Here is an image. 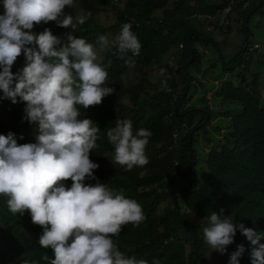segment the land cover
Masks as SVG:
<instances>
[{
    "label": "trees",
    "instance_id": "1",
    "mask_svg": "<svg viewBox=\"0 0 264 264\" xmlns=\"http://www.w3.org/2000/svg\"><path fill=\"white\" fill-rule=\"evenodd\" d=\"M97 1L116 13V25L101 27L94 20L96 9L91 2L74 0V7L65 8L66 15L75 16L81 9L92 15L73 35L95 46L100 35L113 33L114 29L119 35L122 25L130 23L141 44L139 55L129 52L123 59L115 54L112 43L107 46L98 63L108 72L105 86L114 91L100 105L80 107V118L91 119L101 130L96 142L99 147L90 154V159L99 165L94 171L96 179L85 183L94 185L98 181L117 192L123 191L126 198L135 199L142 206L145 216L138 226H122L119 236L113 238L118 249L126 256L145 259L148 264L154 259L161 264H202L204 252L212 248L200 234V227L191 226L182 211L206 223L204 218L213 212L222 218L232 216L234 223L264 233V99L257 95L259 75L252 73L251 81L244 86H236L228 77L240 78L237 70L249 48L248 19L264 6V0H173L170 8H166L170 0H126L121 11L111 0ZM226 7L229 11L223 14ZM0 8L3 9L1 0ZM157 11L160 16L152 17ZM231 23L240 25L241 45L234 57L225 60L211 31L230 32ZM34 27V33L47 28L62 41L71 31L55 22ZM172 47L179 50L174 67L160 61ZM207 55L206 74L219 76L216 79L221 82L215 95L218 110L205 106L202 93L190 99L195 91L192 82ZM25 64L22 53L12 73L20 72ZM153 71H158L160 78L151 83L147 73ZM129 74L132 81H126ZM224 76L228 78L222 80ZM162 83L170 90H164ZM200 87L204 89L202 84ZM17 101L13 104L0 91V116L4 119L0 121V135L13 133L18 145L35 143L38 126L24 119L25 104L19 97ZM217 116L218 121L224 120L226 129L220 139L204 129ZM117 119H131L134 133L141 128L151 131L146 146L149 163L143 168L126 171L115 162L104 164V157L114 154L105 129L114 127ZM218 121L213 127L216 134L221 126ZM198 132L208 138L203 146L212 142L202 157L197 156L201 153L197 147ZM65 184L70 187L71 180ZM160 201L169 204L166 216L157 213ZM42 232L40 226L32 223L29 212L13 215L7 198L0 196V264H24L25 260L38 259L43 252L51 257V250L39 244ZM184 241L189 246L187 252ZM239 245L245 248L239 264H251L252 246L239 230L224 254L215 251L219 264H229Z\"/></svg>",
    "mask_w": 264,
    "mask_h": 264
},
{
    "label": "clouds",
    "instance_id": "2",
    "mask_svg": "<svg viewBox=\"0 0 264 264\" xmlns=\"http://www.w3.org/2000/svg\"><path fill=\"white\" fill-rule=\"evenodd\" d=\"M2 5L0 91L13 104L19 97L25 104L24 119L38 127L35 143L18 145L13 133L0 135V196L7 198L13 215L30 213L32 223L43 229L40 246L52 254L43 252L24 264H148L126 256L113 239L123 225L138 226L145 219L142 206L108 184L85 183L96 179L99 165L90 154L99 147L101 130L91 119L80 118V107L100 105L114 91L105 86L108 72L97 62L95 46L73 35L92 13L81 9L75 16L66 15L65 8L74 7V0H2ZM49 22L71 31L63 41L47 28L38 34L32 31ZM97 43L101 48L109 44L104 35ZM112 47L121 59L129 52L139 55L141 44L130 23L122 25ZM22 53L25 67L14 75L11 69ZM162 87L170 90L166 84ZM114 124L105 129L114 147V162L126 171L146 166L151 131L141 128L134 133L131 119H117ZM204 219L208 223L203 237L214 251L224 254L239 230L252 246L251 264H264V243H260L264 233L234 223L232 216L222 218L213 212ZM244 251L239 245L229 264H239ZM152 264L161 261L154 259Z\"/></svg>",
    "mask_w": 264,
    "mask_h": 264
},
{
    "label": "rangeland",
    "instance_id": "3",
    "mask_svg": "<svg viewBox=\"0 0 264 264\" xmlns=\"http://www.w3.org/2000/svg\"><path fill=\"white\" fill-rule=\"evenodd\" d=\"M89 1L96 9L94 14V20L96 23H98L101 27L105 29L108 27H114L116 25L117 21H116L115 12H113L109 7L99 4L97 0H89ZM111 1L116 7H118V10L121 11L123 4L126 0H111ZM172 1L173 0H170L168 2L166 8L171 7ZM3 13L4 10L0 8V15H3ZM159 16H160L159 11H157L155 14L152 15V17H159ZM230 26L232 29L230 30V32L228 31L226 33H220L219 31H214V30L211 31L212 30L211 28H207L209 31H211V33L213 32L212 33L213 38L220 45L219 48L221 49V53L225 60H229L232 57H234V55H236L237 52L240 50L239 48L241 45V32H239L240 25L238 23H231ZM33 29H35V27ZM114 30L115 31L113 33L107 32L104 34L109 44L112 43V41H114L115 37L118 35L117 30L116 29ZM248 30H249V38L247 43L249 48L247 49L246 55L243 58L244 63L240 66L239 70H237L240 78L235 79L234 75L228 77L229 80L234 82L236 86H244L245 83H249L251 81L253 76L252 73H258L259 79L257 86V95L260 96V98L264 99V6L261 7L258 12H255L254 14L249 16ZM28 47H32V45H29ZM95 48L97 49L98 61H99V59L105 53L107 47L101 48V46L96 42ZM199 51L202 53V55L205 56V51L201 50L200 48ZM178 52L179 50L176 47L169 48L167 53L161 56L160 58L161 63L174 67ZM208 57L209 55H207V57H203L202 68L200 72L195 75V80L192 82L193 86L195 87V91L191 95L192 97L190 99H193L195 96H198L200 93H202L205 99V106L207 105V107H209L212 110H218L219 103L215 100V95L217 93L216 87H218L221 82L217 80L219 76H215L214 78H212L210 75H208V73L206 74L207 66H206L205 58ZM228 77L224 76L222 80ZM158 78H160V73L158 71L147 73V79L151 83H154ZM132 79H133L132 74H129L128 80L126 81H132ZM240 81H242V84H240L241 83ZM200 84L204 86V89H201ZM126 116L127 114H125V117ZM219 119L220 117L218 116L213 118L209 122V126L204 127L205 132L208 135H211L213 138H218V139L222 137L224 131L226 130L224 127L225 126L224 120L222 119V121H218ZM0 121L4 122V119L1 116H0ZM216 121H218V124H221V126H219L220 127L219 132L217 134L213 130V127L216 125ZM203 134L204 133L201 132L197 133V145H198L197 147L199 150H201V153L197 155L198 157L204 156L205 153L208 152L209 147L212 145V142H208L206 146H203V142L207 141L208 139ZM107 157H104L105 159L104 164L107 165L111 162H114V154H110ZM199 164H203V162L199 161ZM162 191H165V188H163ZM168 207L169 204L167 202L160 201L157 205V213L159 215L166 216L169 212V210H167L169 209ZM182 212H183L182 213L183 217L188 221V223L191 226L198 225L200 227V234L203 235L202 229L203 227L207 226V223L205 221L200 220L196 216L191 215L188 211H182ZM179 237H182V235L179 234ZM183 247H184V251L187 252L189 246L186 242L183 243ZM203 259L204 260L202 264H219L216 253L213 249L206 250L204 252Z\"/></svg>",
    "mask_w": 264,
    "mask_h": 264
},
{
    "label": "built area",
    "instance_id": "4",
    "mask_svg": "<svg viewBox=\"0 0 264 264\" xmlns=\"http://www.w3.org/2000/svg\"><path fill=\"white\" fill-rule=\"evenodd\" d=\"M227 11V9L225 10V12Z\"/></svg>",
    "mask_w": 264,
    "mask_h": 264
}]
</instances>
